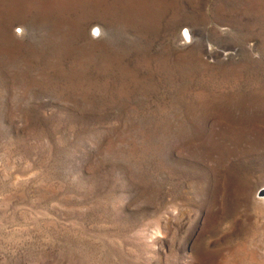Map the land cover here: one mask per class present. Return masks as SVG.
<instances>
[{"label":"rangeland","instance_id":"obj_1","mask_svg":"<svg viewBox=\"0 0 264 264\" xmlns=\"http://www.w3.org/2000/svg\"><path fill=\"white\" fill-rule=\"evenodd\" d=\"M263 190L264 0H0V264H264Z\"/></svg>","mask_w":264,"mask_h":264},{"label":"water","instance_id":"obj_2","mask_svg":"<svg viewBox=\"0 0 264 264\" xmlns=\"http://www.w3.org/2000/svg\"><path fill=\"white\" fill-rule=\"evenodd\" d=\"M184 34H186V35H187V32L185 31V32H184ZM262 195H264V190L262 191Z\"/></svg>","mask_w":264,"mask_h":264}]
</instances>
